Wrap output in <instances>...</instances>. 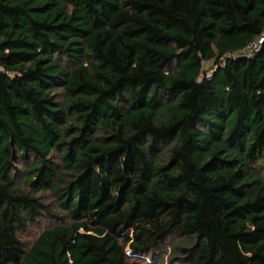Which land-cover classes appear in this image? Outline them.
Here are the masks:
<instances>
[{
	"label": "trees",
	"instance_id": "obj_1",
	"mask_svg": "<svg viewBox=\"0 0 264 264\" xmlns=\"http://www.w3.org/2000/svg\"><path fill=\"white\" fill-rule=\"evenodd\" d=\"M263 34L264 0H0V264H264Z\"/></svg>",
	"mask_w": 264,
	"mask_h": 264
},
{
	"label": "built area",
	"instance_id": "obj_2",
	"mask_svg": "<svg viewBox=\"0 0 264 264\" xmlns=\"http://www.w3.org/2000/svg\"><path fill=\"white\" fill-rule=\"evenodd\" d=\"M264 44V34L261 35V37H259L257 40L253 41L252 43H250L247 47V49L245 50V52L247 53H251L254 52L255 50H257V48L261 45Z\"/></svg>",
	"mask_w": 264,
	"mask_h": 264
},
{
	"label": "rangeland",
	"instance_id": "obj_3",
	"mask_svg": "<svg viewBox=\"0 0 264 264\" xmlns=\"http://www.w3.org/2000/svg\"><path fill=\"white\" fill-rule=\"evenodd\" d=\"M204 66L207 67V64L205 63ZM43 226H45L44 222H39L38 225L34 226V227L31 229V231L28 233V235H27V239L29 240V239H31L35 234L37 235L38 232H39V229H40L41 227H43Z\"/></svg>",
	"mask_w": 264,
	"mask_h": 264
}]
</instances>
